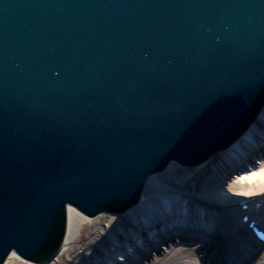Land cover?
<instances>
[{
  "label": "water",
  "instance_id": "1",
  "mask_svg": "<svg viewBox=\"0 0 264 264\" xmlns=\"http://www.w3.org/2000/svg\"><path fill=\"white\" fill-rule=\"evenodd\" d=\"M263 98L264 0H0V256L47 260L67 201L130 204Z\"/></svg>",
  "mask_w": 264,
  "mask_h": 264
},
{
  "label": "bare ground",
  "instance_id": "2",
  "mask_svg": "<svg viewBox=\"0 0 264 264\" xmlns=\"http://www.w3.org/2000/svg\"><path fill=\"white\" fill-rule=\"evenodd\" d=\"M263 103L254 121L264 117ZM254 121L222 150L209 147L204 155L190 149L187 161L170 151L159 168L144 173L128 205L98 209L67 201L63 243L47 260L9 249L0 264H264V169L239 182L229 175L245 157V146H258ZM219 151L224 157L216 162Z\"/></svg>",
  "mask_w": 264,
  "mask_h": 264
},
{
  "label": "rangeland",
  "instance_id": "3",
  "mask_svg": "<svg viewBox=\"0 0 264 264\" xmlns=\"http://www.w3.org/2000/svg\"><path fill=\"white\" fill-rule=\"evenodd\" d=\"M253 124H257L255 126V129L253 130V133L258 141V146H245L246 148V154L245 157L244 155L241 157L240 163L238 164V169L232 170L230 171V181H241V179L247 178L248 176L252 175L255 171H261V169H264V136H261V134L259 132H264V117H260L258 116ZM263 130V131H261ZM260 136V137H259ZM226 151V150H225ZM224 151H219L214 155V160L216 162H218L219 160H222V158L224 157ZM240 156V155H239ZM248 174V175H247ZM247 176V177H246ZM206 178V174L203 173V175H201V179L199 181L203 182ZM88 233H90V230L86 229L84 234H83V238L85 236L88 235ZM141 241H144V239H142L140 237ZM85 240V239H82ZM141 241H137L136 240V244L137 246L141 249L143 247V242L141 243ZM144 242H147L146 240ZM80 245L84 244V241L80 242ZM110 243H112V241H110ZM191 242H189V246ZM188 244V243H187ZM135 248V247H134ZM162 251V250H161ZM131 253V252H130ZM113 255H115V253H113ZM121 256H123V258H126V255L124 254V252L121 253ZM163 256V254H161V257ZM67 261H70V259L68 258ZM197 261V260H195ZM67 262H64V264H66ZM20 264H25V263H20ZM80 264V263H78ZM100 264H104V263H100ZM113 264H116V261L113 262Z\"/></svg>",
  "mask_w": 264,
  "mask_h": 264
}]
</instances>
